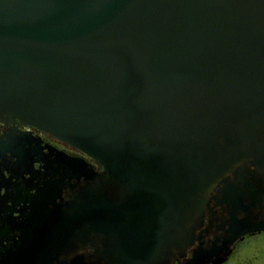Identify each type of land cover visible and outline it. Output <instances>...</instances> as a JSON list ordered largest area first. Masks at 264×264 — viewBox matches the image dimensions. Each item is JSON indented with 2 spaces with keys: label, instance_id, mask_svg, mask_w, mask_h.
<instances>
[{
  "label": "water",
  "instance_id": "obj_1",
  "mask_svg": "<svg viewBox=\"0 0 264 264\" xmlns=\"http://www.w3.org/2000/svg\"><path fill=\"white\" fill-rule=\"evenodd\" d=\"M8 125L0 155L23 170L31 131L91 164L57 157L77 185L56 235L98 239L107 264H170L218 207L186 264H221L264 232V0H0Z\"/></svg>",
  "mask_w": 264,
  "mask_h": 264
},
{
  "label": "flooded vegetation",
  "instance_id": "obj_2",
  "mask_svg": "<svg viewBox=\"0 0 264 264\" xmlns=\"http://www.w3.org/2000/svg\"><path fill=\"white\" fill-rule=\"evenodd\" d=\"M12 128V125L0 126V139ZM25 131L19 127L15 135L19 137ZM27 137L33 141L24 149L32 160L24 170L9 153L0 155V264H107L108 259H100L96 255L95 248L100 247L95 245L98 239L81 244L77 242L74 232L63 235L54 233V228L58 227L56 217L59 212L67 211L61 207L71 200L72 188L77 185L72 170L68 174L73 178L65 180L61 186L57 183L63 168L57 163V157L72 161L82 159L91 165L89 160L36 131H31ZM20 172H23L22 177L17 179ZM31 174L34 179H31ZM41 190L54 192L44 193ZM216 211L213 216L206 215L204 232L199 231L196 235L202 237L203 245L200 246L195 240L183 257L175 255L170 264H186L197 249L211 247L218 236L215 226L226 216L225 209L217 207ZM261 217L264 219V204ZM61 221L62 218L59 223ZM86 237L92 238L93 235L85 234ZM260 238H264V232L242 238L230 249L221 264H256L260 251L264 249V245L260 246Z\"/></svg>",
  "mask_w": 264,
  "mask_h": 264
},
{
  "label": "rangeland",
  "instance_id": "obj_3",
  "mask_svg": "<svg viewBox=\"0 0 264 264\" xmlns=\"http://www.w3.org/2000/svg\"><path fill=\"white\" fill-rule=\"evenodd\" d=\"M259 241H260V246L263 247V245H264V238H260ZM255 263L256 264H264V249L262 251H260L259 259L256 260ZM243 264H248V263H243Z\"/></svg>",
  "mask_w": 264,
  "mask_h": 264
}]
</instances>
